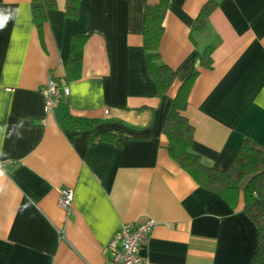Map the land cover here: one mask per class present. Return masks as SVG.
Returning <instances> with one entry per match:
<instances>
[{"label": "crops", "instance_id": "crops-1", "mask_svg": "<svg viewBox=\"0 0 264 264\" xmlns=\"http://www.w3.org/2000/svg\"><path fill=\"white\" fill-rule=\"evenodd\" d=\"M160 0H66L47 10L41 36L30 0H0V264H104L127 222L155 226L140 254L148 264H250L257 228L199 187L167 154L164 123L180 84L197 72L184 115L192 151L224 171L243 140L264 154V0H214L208 24L189 37L209 0H166L157 64L175 77L164 92L147 72L142 31ZM88 36L80 76L66 79L72 36ZM212 48L211 69L200 66ZM69 89L44 112L49 77ZM94 120L112 140L66 132L62 118ZM70 189L68 215L58 191ZM264 195V191H263Z\"/></svg>", "mask_w": 264, "mask_h": 264}, {"label": "trees", "instance_id": "trees-1", "mask_svg": "<svg viewBox=\"0 0 264 264\" xmlns=\"http://www.w3.org/2000/svg\"><path fill=\"white\" fill-rule=\"evenodd\" d=\"M166 0L147 5L143 18V47L147 72L160 92L171 85L175 72L166 65L157 64L158 47L163 34V18L166 13ZM55 7V0H30L32 21L41 36L42 28L47 20V10ZM215 7V1L209 0L200 9L189 32V37L205 30L208 18ZM65 15L76 18L78 15L77 0H66ZM88 36H72L67 60L65 62V78L77 79L81 72L83 45ZM212 48L207 47L201 54L200 66L211 69ZM197 72L191 73L178 87L164 123V134L167 139L166 151L170 159L186 172L201 188L216 193L221 200L235 208L242 197L243 211L257 228V252L250 264H264V154L243 140L236 150L235 156L224 171L217 170L205 163L198 154L192 151L193 127L186 119L187 97ZM94 120L74 117L66 113L62 118V127L66 132L77 133L89 130L91 136H100L112 140L109 131L95 133Z\"/></svg>", "mask_w": 264, "mask_h": 264}, {"label": "built area", "instance_id": "built-area-1", "mask_svg": "<svg viewBox=\"0 0 264 264\" xmlns=\"http://www.w3.org/2000/svg\"><path fill=\"white\" fill-rule=\"evenodd\" d=\"M44 99V112L52 113L67 97L69 89L59 85L51 76L40 91ZM73 199V192L67 188L58 191V206L68 215ZM155 221L147 218L140 223L127 222L116 230L104 248V264H148L141 256L140 249L146 244Z\"/></svg>", "mask_w": 264, "mask_h": 264}, {"label": "clouds", "instance_id": "clouds-1", "mask_svg": "<svg viewBox=\"0 0 264 264\" xmlns=\"http://www.w3.org/2000/svg\"><path fill=\"white\" fill-rule=\"evenodd\" d=\"M11 19V13L0 12V29H3Z\"/></svg>", "mask_w": 264, "mask_h": 264}]
</instances>
